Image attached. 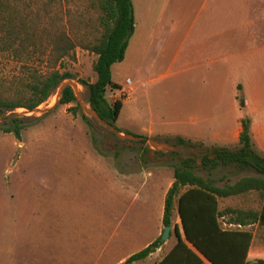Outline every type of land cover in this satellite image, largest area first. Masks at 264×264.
<instances>
[{
	"label": "rangeland",
	"instance_id": "374dc122",
	"mask_svg": "<svg viewBox=\"0 0 264 264\" xmlns=\"http://www.w3.org/2000/svg\"><path fill=\"white\" fill-rule=\"evenodd\" d=\"M134 9L138 19L147 16L141 23L147 30L139 33L136 53L133 38L125 60L112 67L118 88L107 93L110 103L123 102L116 123L123 132L88 104L81 81L96 80L97 56L83 45L63 62L73 78L46 103L34 111L0 113L2 127L17 119L24 128L20 140L0 130V264H60L59 257L75 252L95 258L107 243L118 255L127 251L118 240L149 239L158 221L153 198L182 160L193 159L196 174L218 186L260 176L251 169L204 166L205 157H217V148L233 150L238 144L178 146L173 135L147 130L200 131L209 138L217 128L230 130L237 117L250 116L246 102L261 118L264 0H135ZM69 19L71 36L87 44L90 38L84 36L92 28L79 25L80 16ZM181 19L183 27L177 24ZM38 57L20 62L0 53V97H14L19 81L45 69ZM67 85L76 101L60 105ZM124 172L138 176L130 181ZM221 206L260 210L262 199L250 193L222 199Z\"/></svg>",
	"mask_w": 264,
	"mask_h": 264
},
{
	"label": "trees",
	"instance_id": "16d2710c",
	"mask_svg": "<svg viewBox=\"0 0 264 264\" xmlns=\"http://www.w3.org/2000/svg\"><path fill=\"white\" fill-rule=\"evenodd\" d=\"M0 0V53H9L20 62L34 57L46 65L42 72L32 71L28 79L19 81L13 88L14 97H0V113L24 108L34 111L48 101L60 85L73 78L63 62L71 57L78 45L95 54L93 65L96 80H82L88 104L97 116L118 132H123L117 121L123 102L110 103L107 93L118 86L113 81L112 67L125 60L126 51L135 32V15L132 0ZM85 21L84 16H93ZM71 16H80L79 25L92 28L87 44L70 34ZM241 90L242 86L239 85ZM76 101V93L67 85L61 92L60 105ZM72 109V108H71ZM70 109V111H72ZM83 120L89 124L86 116ZM242 132L236 149L217 148L216 158L205 157L204 166H234L240 171L254 170L260 176L239 179L234 184L218 186L212 179L196 174L193 159L182 160L174 168V182L169 188L164 206L163 226L174 227L177 242L170 254L194 258L204 264L203 256L211 264H264V249L250 253L253 233L247 229L254 225L264 227V154L256 149L250 133V119L241 120ZM11 127H2L5 133H14L18 140L24 129L21 121L12 119ZM178 146L194 142L175 136ZM147 154L149 150L143 149ZM257 193L262 199L260 210L224 207L219 200ZM178 216L181 223L174 225ZM226 224L241 228H225ZM161 237L144 250L134 254L127 264L146 258L163 245ZM167 261V259H166Z\"/></svg>",
	"mask_w": 264,
	"mask_h": 264
},
{
	"label": "crops",
	"instance_id": "0c3cea01",
	"mask_svg": "<svg viewBox=\"0 0 264 264\" xmlns=\"http://www.w3.org/2000/svg\"><path fill=\"white\" fill-rule=\"evenodd\" d=\"M132 3H133V9H134L135 0H132ZM134 15H135V32L131 38V40L135 38L133 54L136 53L135 49L139 45L140 31L142 29L147 30L146 25L144 26L143 24H141L144 22V20L146 24L147 16H140V19H138V16H136V13H135V9H134ZM160 18L162 19V16ZM161 19H159V22L161 21ZM177 22H178L177 24L179 23L181 24L180 25L181 27L184 26L183 19L177 20ZM151 34L152 33L150 32L149 38L153 37ZM131 40H130V43H131ZM130 43H129L126 53L129 50ZM263 47L258 48V49L261 50ZM244 107L249 109L250 116L246 115V117L244 118L250 119V133L256 145V149L259 152L264 154V110L262 109L261 118L258 119L255 114L259 112L258 111L259 109L252 106L249 102H246L244 104ZM241 120H242V117H237L235 121V125L225 133L221 132V130L218 128L216 130H213L209 138H206L205 135L200 131L181 132V131L158 130L155 128L149 129L147 131H149L150 133L160 134V135L166 134V135H173L174 137L182 136L192 141H210L212 143H218L224 146L225 145H233V146L235 145L236 146V144H238L239 137L242 132ZM142 131L146 132V130H142ZM127 174L124 172L123 176L125 177L128 176V179L130 181H133L136 178V176H138V173H127ZM157 174H158V177H161V178L163 177L164 180H166L164 173L157 172ZM173 182H174V178L173 179L170 178V180H168L167 187L165 189H162L163 188L162 187L160 193L157 194V196L153 198V201L156 202L155 204H157V206H155V213L158 216L157 218L158 221L156 222L152 237H150L149 239L146 238L145 241H142V242H140L137 238H133L131 240L123 238V239L118 240L119 244L122 243L127 248L126 252L119 253L118 255L113 253L114 249L112 248L110 249V245L107 243L104 250H102L101 253H99L98 256H96L95 258H93V256L90 254L87 255L85 253L80 254L78 252H75L76 254L72 253L69 256H66L65 258L59 257L57 259L59 263L60 264H127L126 262L131 256L144 250L145 248L150 246L154 241H156L158 238L162 236L163 231H164L163 215H164L165 198ZM221 200L222 199L219 200V206H220V209H223V207L221 206ZM180 223L181 221L179 217L176 216L174 219V225L178 224L180 227ZM223 225L225 228H230V229L241 228L240 225H234V224L228 225L225 223V221H223ZM247 229L251 230L253 233V240H252V244L250 248V253L254 254V252L258 251V249H264V235L262 233L264 227H260L259 225H254ZM176 242H177V238L174 235V227H172L170 238L167 241H165L163 245L157 248L154 252L150 253L146 258L142 260L134 261L131 264H200L198 261L194 260V258H190L189 256L184 255V253L170 254V251L174 247ZM198 256L200 257V259L203 261L204 264H211L203 256L199 254Z\"/></svg>",
	"mask_w": 264,
	"mask_h": 264
},
{
	"label": "water",
	"instance_id": "95a60500",
	"mask_svg": "<svg viewBox=\"0 0 264 264\" xmlns=\"http://www.w3.org/2000/svg\"><path fill=\"white\" fill-rule=\"evenodd\" d=\"M243 106V105H242ZM94 113L96 114V112L94 111ZM97 115V114H96ZM171 230H172V227H165L164 228V231H163V234L161 236V240L163 242L167 241L169 238H170V235H171Z\"/></svg>",
	"mask_w": 264,
	"mask_h": 264
},
{
	"label": "built area",
	"instance_id": "2783aa9c",
	"mask_svg": "<svg viewBox=\"0 0 264 264\" xmlns=\"http://www.w3.org/2000/svg\"><path fill=\"white\" fill-rule=\"evenodd\" d=\"M58 98V96L56 95V96H54V98H53V104L55 103V101H56V99ZM46 103V102H45Z\"/></svg>",
	"mask_w": 264,
	"mask_h": 264
}]
</instances>
